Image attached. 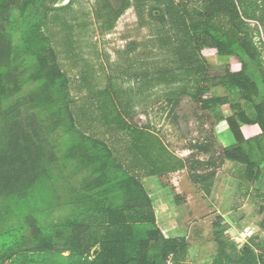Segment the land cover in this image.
I'll use <instances>...</instances> for the list:
<instances>
[{
    "label": "trees",
    "instance_id": "trees-1",
    "mask_svg": "<svg viewBox=\"0 0 264 264\" xmlns=\"http://www.w3.org/2000/svg\"><path fill=\"white\" fill-rule=\"evenodd\" d=\"M58 1L0 0V264H188L186 237L163 234L140 174L129 171L115 144L125 136L123 152L145 175L186 169L205 193L226 162L244 166L247 182L258 179L264 165V0H193L199 8L192 0H120L116 9L103 0L113 13L109 27L132 3L142 10L151 5V16L178 40L176 52L186 45L184 57L197 66H188L185 75L171 72L170 80L199 74L192 91L185 84L177 88L181 94L170 101L169 115L175 123H196L190 148L205 159L181 158L149 125L130 124L133 105L116 106L115 83L100 90L92 108L106 127L103 137L78 126L69 76L46 33L73 0ZM204 49L226 62L219 85L235 100L204 97L210 90L202 85ZM157 76L159 83L165 80L163 73ZM223 106L234 138L227 146L205 112ZM215 228L221 246L222 227ZM238 252L236 260L220 252L202 264L264 260L250 245Z\"/></svg>",
    "mask_w": 264,
    "mask_h": 264
},
{
    "label": "rangeland",
    "instance_id": "rangeland-1",
    "mask_svg": "<svg viewBox=\"0 0 264 264\" xmlns=\"http://www.w3.org/2000/svg\"><path fill=\"white\" fill-rule=\"evenodd\" d=\"M68 1L59 0L57 4ZM110 2L116 9L120 0ZM104 4L103 0H73L69 8L58 12L61 19L50 21L46 30L63 70L69 76L71 108L78 126L94 136L103 137L106 127L92 108L100 90L115 83L116 106L131 103L135 107L133 119L126 118L130 124L149 125L150 131L158 134L168 150L181 158L205 159V155L193 154L190 148V141L196 139V123H186L182 119L175 123L169 115L170 101L181 94L177 88L185 84L192 91L199 74L194 70L189 80H170L171 72L185 75L188 66H197L193 62L190 65L184 57L186 45L181 44V51L176 52L178 40L172 31L168 32L166 26L151 16V5L142 10L140 5L132 3L133 6L109 27V16L113 13ZM191 5L199 8L201 3L192 0ZM141 10L140 16L138 11ZM200 55L203 62L206 61L203 75L206 79L202 85L210 86L204 97L228 95L235 100L234 93L219 85L226 68L224 59L206 49ZM182 62L187 66L182 67ZM161 73L165 80L159 83L161 79L157 74ZM185 101L184 96L183 107L187 106ZM205 112L209 117L208 126L211 124L214 128L217 140L223 146L233 143L234 138L224 121L230 112L228 106L213 107ZM105 138L109 139L110 135L105 134ZM124 140L125 136L115 148L117 152L124 151ZM179 171L159 178L152 175L155 177L152 185L158 189L155 191L157 203L164 209L163 215L158 213L159 222H164L161 228L169 231V226L173 225L177 234L186 236L185 262L202 264L220 252L236 260L240 255L238 251L245 245L252 246L255 255L264 257V165L259 178L249 183L243 177L244 166L226 162L215 176L216 184L210 194H204L194 183L187 187L185 184L191 182L189 172L186 169ZM216 223L222 227L219 229L222 231L221 246L215 241ZM246 229L253 235L249 237Z\"/></svg>",
    "mask_w": 264,
    "mask_h": 264
},
{
    "label": "crops",
    "instance_id": "crops-1",
    "mask_svg": "<svg viewBox=\"0 0 264 264\" xmlns=\"http://www.w3.org/2000/svg\"><path fill=\"white\" fill-rule=\"evenodd\" d=\"M67 3V2H66ZM65 3V4H66ZM64 5V3L62 4ZM135 109V107H133ZM134 111V110H133ZM119 142V141H118ZM120 144L119 143H116L115 144V147L116 149L118 148ZM115 149V150H116ZM115 154L120 157L126 164V166L128 167L129 171L131 172H136V173H139L140 174V178H141V183L143 185V187L145 188V190L147 191L148 195L151 197L152 199V204H153V209H154V213H155V217H156V221H157V224L159 226V228L162 230L163 234L166 236V237H182V233H178L177 234V229L175 226L171 225L169 226V231H166V229H163L161 228V224H164V222H159V215L158 213H164V209L161 207L160 204L157 203V194H156V190H158L155 186H153V182L155 181V177H153L152 175H145L144 174V170L140 169L138 166H135V161H133V157L132 155H130L129 152H115ZM180 157V156H179ZM174 172H180V171H174ZM174 172H171V173H174ZM170 174V173H169ZM154 176H157L158 178L160 177L159 175H154ZM164 176V175H163ZM217 180V179H216ZM216 180L214 181V184L213 186L216 184ZM189 184L192 185V182H188V184H185L187 187H189ZM175 185V184H174ZM176 186V185H175ZM204 194H207L204 192ZM210 194V193H209ZM184 202V201H183ZM184 205H186V202L183 203ZM184 210H187V207L184 208ZM185 214H188L186 212H184ZM165 219V223L168 224V218L167 216L164 217ZM175 225V224H174ZM186 237V236H185Z\"/></svg>",
    "mask_w": 264,
    "mask_h": 264
},
{
    "label": "built area",
    "instance_id": "built-area-1",
    "mask_svg": "<svg viewBox=\"0 0 264 264\" xmlns=\"http://www.w3.org/2000/svg\"><path fill=\"white\" fill-rule=\"evenodd\" d=\"M245 233H248L249 237L253 235L252 232H248V229L245 230ZM171 257H172V256H171ZM171 257H170V258H171ZM257 257H258V255H257ZM170 260H171V259H170ZM170 262H171V261H170ZM256 264H264V260L262 261L261 259L258 258Z\"/></svg>",
    "mask_w": 264,
    "mask_h": 264
},
{
    "label": "water",
    "instance_id": "water-1",
    "mask_svg": "<svg viewBox=\"0 0 264 264\" xmlns=\"http://www.w3.org/2000/svg\"><path fill=\"white\" fill-rule=\"evenodd\" d=\"M96 253H97V248H96V250L94 251V255H96Z\"/></svg>",
    "mask_w": 264,
    "mask_h": 264
}]
</instances>
